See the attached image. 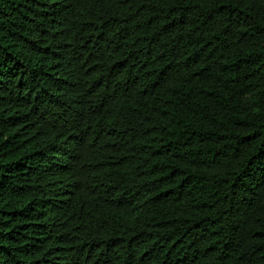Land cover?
I'll return each instance as SVG.
<instances>
[{
  "label": "trees",
  "instance_id": "obj_1",
  "mask_svg": "<svg viewBox=\"0 0 264 264\" xmlns=\"http://www.w3.org/2000/svg\"><path fill=\"white\" fill-rule=\"evenodd\" d=\"M0 264H264V0H0Z\"/></svg>",
  "mask_w": 264,
  "mask_h": 264
}]
</instances>
